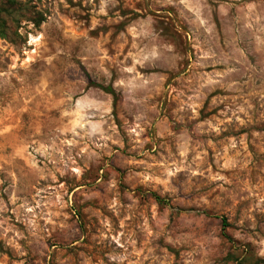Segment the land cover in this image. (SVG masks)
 <instances>
[{"label":"rangeland","instance_id":"rangeland-1","mask_svg":"<svg viewBox=\"0 0 264 264\" xmlns=\"http://www.w3.org/2000/svg\"><path fill=\"white\" fill-rule=\"evenodd\" d=\"M0 264H264V0H0Z\"/></svg>","mask_w":264,"mask_h":264},{"label":"trees","instance_id":"trees-1","mask_svg":"<svg viewBox=\"0 0 264 264\" xmlns=\"http://www.w3.org/2000/svg\"><path fill=\"white\" fill-rule=\"evenodd\" d=\"M37 23H38V22H37ZM39 24H40V23H38L37 25H39ZM110 93H111V92H110ZM154 198H155V200H156L159 204H163V203H165V200L159 198L158 196H155V195H154ZM218 218H219V217H218ZM219 219L221 220V222H222L224 228L228 227V224H227V220H226V218L221 217V218H219Z\"/></svg>","mask_w":264,"mask_h":264}]
</instances>
